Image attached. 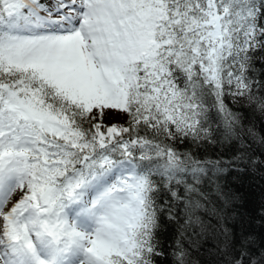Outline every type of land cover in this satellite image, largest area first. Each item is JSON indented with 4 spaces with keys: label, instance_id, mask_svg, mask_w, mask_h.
I'll return each instance as SVG.
<instances>
[{
    "label": "snow or ice",
    "instance_id": "obj_1",
    "mask_svg": "<svg viewBox=\"0 0 264 264\" xmlns=\"http://www.w3.org/2000/svg\"><path fill=\"white\" fill-rule=\"evenodd\" d=\"M229 96L264 113V0H0V264H163L162 216L226 167L180 145L264 169ZM239 223L219 264H264Z\"/></svg>",
    "mask_w": 264,
    "mask_h": 264
},
{
    "label": "trees",
    "instance_id": "obj_2",
    "mask_svg": "<svg viewBox=\"0 0 264 264\" xmlns=\"http://www.w3.org/2000/svg\"><path fill=\"white\" fill-rule=\"evenodd\" d=\"M225 104L240 117L241 128L245 131L251 128L257 138L264 137V113L254 111L243 99L225 97ZM212 116L214 127L219 131L223 125L222 117L214 110ZM180 147L198 152L202 157L220 159L226 167L223 173L206 179L198 185L199 191L191 194V198L202 205L191 214V219L182 210L176 213L177 219H169L166 214L162 216L159 232L166 255L156 259L163 264H219V258L212 250L218 242L222 243L224 236L214 229L239 231L241 218L246 226L264 238L260 220L264 215V169L241 170L245 165L237 160L238 169L233 170L231 164L238 149L232 144H213L199 149L195 145L187 149L184 145ZM196 217L201 218V223L196 222ZM202 225H208L207 229L202 230Z\"/></svg>",
    "mask_w": 264,
    "mask_h": 264
}]
</instances>
